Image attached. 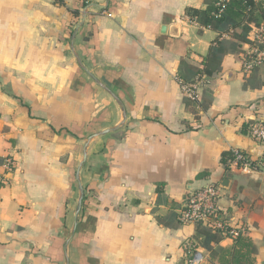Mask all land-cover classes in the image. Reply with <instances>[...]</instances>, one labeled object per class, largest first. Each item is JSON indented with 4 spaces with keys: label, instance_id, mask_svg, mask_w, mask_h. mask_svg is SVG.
I'll list each match as a JSON object with an SVG mask.
<instances>
[{
    "label": "crops",
    "instance_id": "0c3cea01",
    "mask_svg": "<svg viewBox=\"0 0 264 264\" xmlns=\"http://www.w3.org/2000/svg\"><path fill=\"white\" fill-rule=\"evenodd\" d=\"M84 1L0 0V163H16L0 188V264H186L196 227L177 214L212 184L264 264V170L221 162L263 154L249 127L264 124V71L244 70L258 27L186 105L180 73L230 40L186 16L210 0H87L80 25Z\"/></svg>",
    "mask_w": 264,
    "mask_h": 264
},
{
    "label": "trees",
    "instance_id": "16d2710c",
    "mask_svg": "<svg viewBox=\"0 0 264 264\" xmlns=\"http://www.w3.org/2000/svg\"><path fill=\"white\" fill-rule=\"evenodd\" d=\"M63 5V0H57ZM88 6L87 0L82 2V9ZM217 8L214 1L207 3L205 10L189 8L186 16L191 21L199 23L202 27L210 28L219 35H227L229 41L218 40L211 47L205 60L204 68L197 69L187 66V74L180 73V79L184 83L194 82L195 79L220 72L224 57L229 51L239 54L243 47L249 43V35L252 27L264 26V1L257 0H231L225 13L221 17L215 16ZM76 17L81 16L80 10L74 11ZM264 71V66L255 67L250 73ZM190 75V77H189ZM192 100L185 98L186 105ZM233 157L232 152L222 155V164L228 170L227 162ZM1 162V160H0ZM1 164V163H0ZM4 185H0V188ZM225 238H231L222 231H214L204 226H196L195 241L208 253L209 260L215 264H256L255 256L257 248L251 238L240 232L234 239L235 244L231 250L221 248L219 245Z\"/></svg>",
    "mask_w": 264,
    "mask_h": 264
},
{
    "label": "built area",
    "instance_id": "2783aa9c",
    "mask_svg": "<svg viewBox=\"0 0 264 264\" xmlns=\"http://www.w3.org/2000/svg\"><path fill=\"white\" fill-rule=\"evenodd\" d=\"M217 8L215 16L221 17L231 0H213ZM250 49L246 51L244 58V70L249 73L255 67L264 66V26L258 28L254 34ZM206 77L197 78L194 82L184 83L178 80L185 98L198 101L199 88L205 84ZM249 136L263 149L259 159H253L249 154L233 150V157L228 160L229 171L249 172L252 170H264V124L256 122L249 127ZM16 163L12 158H5L0 164V185H6L8 175L15 170ZM3 170V173L1 172ZM221 188L218 184L189 192L184 200L183 207L178 211V220L182 225H202L214 231H222L231 238L238 236L241 230L231 228L228 225L226 214L219 207ZM186 264H205L209 260L208 253L195 241L188 239L182 244Z\"/></svg>",
    "mask_w": 264,
    "mask_h": 264
},
{
    "label": "water",
    "instance_id": "95a60500",
    "mask_svg": "<svg viewBox=\"0 0 264 264\" xmlns=\"http://www.w3.org/2000/svg\"><path fill=\"white\" fill-rule=\"evenodd\" d=\"M92 6H94V5L87 6V7L84 9V11H83V16H82V21H81V24H80V25H82V24L85 23V21H86V17H87V11H88V9H89L90 7H92ZM163 30H165V28H164ZM115 130H116V129H114V130H109L108 132L115 131ZM108 132H105V133H103V134H107ZM85 160H86V156H85ZM231 176H232L231 174H228V179H227V181H226V184L229 183ZM82 191H83V190H82ZM82 205H83V196H82V198H81V200H80V202H79L78 211H77V216H78L79 213H80V210H81V208H82Z\"/></svg>",
    "mask_w": 264,
    "mask_h": 264
}]
</instances>
